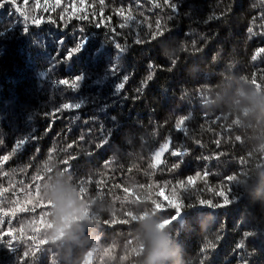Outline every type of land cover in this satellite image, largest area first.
Segmentation results:
<instances>
[{"label": "trees", "instance_id": "trees-1", "mask_svg": "<svg viewBox=\"0 0 264 264\" xmlns=\"http://www.w3.org/2000/svg\"><path fill=\"white\" fill-rule=\"evenodd\" d=\"M260 49L264 0L0 6V264H139L141 222L176 205L180 264H264V114L241 96L264 93Z\"/></svg>", "mask_w": 264, "mask_h": 264}, {"label": "clouds", "instance_id": "clouds-1", "mask_svg": "<svg viewBox=\"0 0 264 264\" xmlns=\"http://www.w3.org/2000/svg\"><path fill=\"white\" fill-rule=\"evenodd\" d=\"M241 96L247 113L264 114V93L253 88L251 91L242 92ZM50 196L62 214L70 215L76 207L72 190L65 185L53 187ZM161 224V221L148 217L141 222L142 251L139 264H180L177 248Z\"/></svg>", "mask_w": 264, "mask_h": 264}, {"label": "snow or ice", "instance_id": "snow-or-ice-1", "mask_svg": "<svg viewBox=\"0 0 264 264\" xmlns=\"http://www.w3.org/2000/svg\"><path fill=\"white\" fill-rule=\"evenodd\" d=\"M15 2H16V0H0V6H3L5 3H10V4H15ZM101 3H103V0H101ZM57 4H59V0H57ZM173 7H175L174 5H173ZM129 19H131V17H129ZM40 23H42V21H40V20H34L33 21V26H38ZM26 25H28L27 23H25ZM248 31L249 32H252L253 30H252V28H249L248 29ZM159 35H163V33H159ZM154 39H155V37H153ZM80 44H77L75 47H73L70 51H68V53H67V56L68 57H71L75 52H78L79 51V49H80ZM116 47L117 48H120V45H116ZM121 51H123L122 49H121ZM260 52H264V49H260L259 50ZM253 60H255L257 57H256V55H254L253 57ZM173 63H175V61H173ZM113 71H115V68H113ZM82 77H80V76H76L75 78H74V80H73V82L71 83V87L73 88V89H75V88H77L78 86H79V80L81 79ZM125 80L127 79V77H125L124 78ZM149 79H151V76L149 77ZM60 83H62V84H64V85H69V80H62V81H60ZM117 90L119 91V90H122L123 88H124V84L123 83H119L117 86ZM63 107L64 108H76V109H79L80 107H81V105L79 104V103H75V104H64L63 105ZM186 119H188L187 117H182L181 119H180V121H178L177 122V124H176V128H177V130H181L182 129V126H183V123H184V121L186 120ZM25 141H21L20 143L22 144V143H24ZM168 148V144H165L162 148H161V151L160 152H157L156 154H155V158H156V163L158 164V163H160L161 161H160V155H161V152H163L164 150H166ZM173 155H175V156H181V155H183L184 153H182V152H173L172 153ZM197 175H199V174H197ZM189 179V182H191V180H192V178L191 177H189L188 178ZM232 179V177H228V180H231ZM221 197H223L224 198V205H227V204H229L230 202H231V200L229 199V196L228 195H226L225 194V192L224 193H222L221 194ZM211 202H208V201H200V204L201 205H204V204H210ZM213 207H219V206H221V205H212ZM159 207V206H158ZM190 207H194V205H190ZM174 208H176V215L175 216H173L172 218H171V220H166L164 223L166 224V225H168V224H170L171 222H172V220L173 219H175V218H177L178 217V210H179V207L176 205ZM163 226V225H162ZM5 235H8V236H11L12 235V233L11 232H8V233H6ZM249 235H251V233H244V236L245 237H247V236H249ZM13 242H14V240L11 242V244H9V245H7V247L11 250V248L13 247ZM0 243H3V237H0ZM243 243H240V244H238L237 245V248H243ZM210 247H214V245H210Z\"/></svg>", "mask_w": 264, "mask_h": 264}, {"label": "rangeland", "instance_id": "rangeland-1", "mask_svg": "<svg viewBox=\"0 0 264 264\" xmlns=\"http://www.w3.org/2000/svg\"><path fill=\"white\" fill-rule=\"evenodd\" d=\"M162 148V147H161ZM161 148L160 149H158L156 152H155V154L157 153V152H160L161 151ZM162 154H163V152H161V155H160V161L162 160ZM155 156V155H154ZM155 161H156V158H155Z\"/></svg>", "mask_w": 264, "mask_h": 264}, {"label": "water", "instance_id": "water-1", "mask_svg": "<svg viewBox=\"0 0 264 264\" xmlns=\"http://www.w3.org/2000/svg\"><path fill=\"white\" fill-rule=\"evenodd\" d=\"M173 221V220H172ZM163 225V226H162ZM167 225L163 222L162 224H161V227L162 228H165Z\"/></svg>", "mask_w": 264, "mask_h": 264}]
</instances>
